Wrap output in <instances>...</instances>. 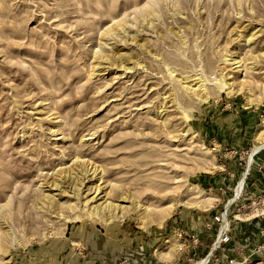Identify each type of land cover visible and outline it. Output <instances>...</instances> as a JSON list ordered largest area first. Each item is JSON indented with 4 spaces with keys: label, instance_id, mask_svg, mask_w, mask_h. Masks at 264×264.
Wrapping results in <instances>:
<instances>
[{
    "label": "rangeland",
    "instance_id": "1",
    "mask_svg": "<svg viewBox=\"0 0 264 264\" xmlns=\"http://www.w3.org/2000/svg\"><path fill=\"white\" fill-rule=\"evenodd\" d=\"M263 52L264 0H0V220L8 229H0V264L70 242L86 263L122 264L128 258L118 253L90 259L87 243L111 237L117 252L119 239L151 233L152 254L176 236L163 232L174 219L202 240L164 263L193 264L216 234L203 226L227 202L224 219L243 227L233 247L244 264H264V182L239 198L254 173L264 179V68L255 58ZM196 79L199 91L188 87ZM75 159L132 196L163 198L151 218L162 206H175L171 215L146 225L137 214L108 223L67 211L68 223L49 218L38 185ZM142 176L159 189L129 184ZM186 190L211 200L191 206Z\"/></svg>",
    "mask_w": 264,
    "mask_h": 264
},
{
    "label": "bare ground",
    "instance_id": "2",
    "mask_svg": "<svg viewBox=\"0 0 264 264\" xmlns=\"http://www.w3.org/2000/svg\"><path fill=\"white\" fill-rule=\"evenodd\" d=\"M246 42L249 45V40ZM255 58L263 63L262 68H259L262 71L264 68V52L255 56ZM230 61L232 69H238L237 72L239 74L244 71L241 61H236L235 59ZM192 82L193 84L188 87H195L194 89L199 91L201 81L196 79L192 80ZM229 82L224 80L223 90H230L232 84ZM77 175L78 177L76 178L75 176ZM41 181V184L38 185L41 190L38 205L39 211L45 213L49 218L61 219L64 223H68V216L65 213L67 211L75 216L74 219H78L84 213L88 218H95L106 223L120 220L127 215L137 214L142 218L144 225H146L147 222L153 223L165 220L171 215V208L175 207L173 205L162 206L151 218L149 215L152 212L151 207H154L155 204L159 205L161 203L159 200H163V198H159L154 194L144 195L143 193L132 196L130 190H126L121 185L111 184L105 179L104 173L98 167L84 159L73 160L70 166L56 170L50 177L48 176ZM152 181L151 178L142 176L139 177L137 182L133 184L130 182L129 184L135 188L145 184L144 186L150 189H159ZM240 187L241 185L239 184L238 190ZM189 192V190H186L191 206L202 207V203H206V200H211L210 197L204 196L200 192ZM223 216L225 217L226 214H223ZM0 229L2 233H8L6 224L1 220ZM172 250L171 246L168 247L167 258L169 259L172 257ZM198 264L203 263L199 262Z\"/></svg>",
    "mask_w": 264,
    "mask_h": 264
},
{
    "label": "crops",
    "instance_id": "3",
    "mask_svg": "<svg viewBox=\"0 0 264 264\" xmlns=\"http://www.w3.org/2000/svg\"><path fill=\"white\" fill-rule=\"evenodd\" d=\"M245 118H249L253 115H245ZM249 116V117H248ZM249 120V119H248ZM246 121H243V123L245 122V124L248 123ZM251 121V120H249ZM237 127L239 128V125L237 124ZM231 128H233V126H231ZM239 130V129H238ZM238 137L239 140L236 138H234L235 143L237 144H241L244 139L239 135ZM231 141V140H230ZM263 156V155H262ZM258 159H261V156L258 157ZM256 176L257 179H254ZM251 179H253V183ZM250 179V182H248V186L247 187L248 190L245 192L246 194H251L254 195L255 193V188H253L252 185H256V187H258V182L261 185L264 182V179L261 176H258V173H254L252 175ZM259 185V186H260ZM180 219H174L172 220L170 223H168L165 226V229H163V232H167V234L171 233V235L175 234L178 230H181L183 232V237H185L183 240L186 242H190L191 241V237L193 236H197L195 235L197 232H195L194 228H187V227H181L180 225H182V223L179 221ZM203 226V225H202ZM204 228V227H203ZM215 232V230H213ZM79 235H77V237H75V239H79L78 237ZM175 236H171V237H167L164 239L161 248L157 249L156 251L153 250L152 254L151 249L154 247L155 244H158L159 240L158 239H154L151 235V233H144V232H136L135 235L133 236L132 239H119V244L117 247V252H111V241L110 238L108 237L107 239H103L101 240V243H97V242H91V240L87 243L88 248H91V252L93 255V257L91 256L90 259H100L101 258H105L110 260V257L112 255H114V253H118L121 256L120 257H126L128 258L129 263L128 264H165L164 262H169L171 263L173 260L175 261L177 258V251L180 248V246L182 245L181 241L178 239L174 238ZM214 238V234L211 233L210 238ZM199 240L201 241V237L199 238ZM168 241V243H166ZM73 242H70V244ZM67 245V247L65 249L60 248L56 245V244H49L45 247H41L39 249L36 250H32L31 252H23L20 255H16L13 259L12 264H46L51 262L52 264H95L93 261H91V263H86L85 261H81L80 258L77 256V252L73 251L74 249H71V247L73 246L71 244ZM101 246V248H100ZM172 247L173 248V252H172V259L167 258V251H168V247ZM177 247V248H176ZM174 248H176V250H174ZM158 255V257H157ZM89 259V260H90Z\"/></svg>",
    "mask_w": 264,
    "mask_h": 264
},
{
    "label": "built area",
    "instance_id": "4",
    "mask_svg": "<svg viewBox=\"0 0 264 264\" xmlns=\"http://www.w3.org/2000/svg\"><path fill=\"white\" fill-rule=\"evenodd\" d=\"M259 151H255L254 154H252L253 156L251 157V163L249 165L252 164L253 161V157H255L258 154ZM248 166V165H247ZM250 169V168H249ZM249 173V170L246 173L245 176V180L247 178V175ZM263 173H264V168H263ZM245 184V181H244ZM247 187V186H246ZM245 185L243 186V189L239 195V198L246 192L245 191ZM233 195H234V191H233ZM239 198L237 200H239ZM223 214H225V212L221 213V214H215L210 223H206L203 227L205 230H211L214 227H216V234L214 236V240L212 242V245L208 251V253H205V255L200 258L199 260H196L195 262L193 261V264H197L198 262H202L203 264H244L247 261V258L245 255L241 256L240 251H241V247L238 246H234L232 245V235L233 233L236 234L239 232H242L243 227L241 226L240 228H237V230L232 227V225H230L228 218L227 220L224 221L223 219ZM227 215V213H226ZM232 234V235H231ZM259 236H264V230H260L259 232ZM244 235V234H242ZM183 236V232L181 230H178L176 232V236L178 237L179 240L181 241L182 245L180 246V248L177 251V260H179L180 255L184 254V253H188L190 252V249H199V238L198 236H193L191 237V241L190 242H186L182 239ZM252 235H250L251 237ZM262 249V247H259L256 251L257 253H260V250ZM264 250V249H262ZM76 252L79 255V258L81 261H86L88 259L87 254L83 253L82 249H77ZM264 253V251H262ZM237 255H239L237 257ZM126 260L128 259H124L122 264H126ZM46 264H52L51 262L46 263Z\"/></svg>",
    "mask_w": 264,
    "mask_h": 264
},
{
    "label": "water",
    "instance_id": "5",
    "mask_svg": "<svg viewBox=\"0 0 264 264\" xmlns=\"http://www.w3.org/2000/svg\"><path fill=\"white\" fill-rule=\"evenodd\" d=\"M253 156V155H252ZM251 156V157H252ZM249 167H250V165L248 164V166H247V168H246V171H245V173L244 174H246L247 173V171L249 170ZM229 203L227 202V204H226V206H225V208H224V212H225V214L227 213V210H228V208H229V205H228Z\"/></svg>",
    "mask_w": 264,
    "mask_h": 264
}]
</instances>
